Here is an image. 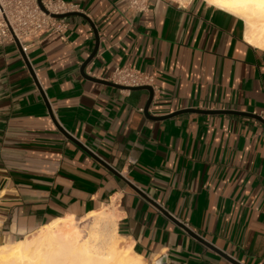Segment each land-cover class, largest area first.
Listing matches in <instances>:
<instances>
[{
	"label": "crops",
	"instance_id": "0c3cea01",
	"mask_svg": "<svg viewBox=\"0 0 264 264\" xmlns=\"http://www.w3.org/2000/svg\"><path fill=\"white\" fill-rule=\"evenodd\" d=\"M62 1L94 27L66 18L68 38L28 41L27 61L14 41L0 46V239L108 209L149 264H233L175 220L240 264H264V47L245 40V21L205 0L138 13L127 0ZM97 41L85 74L153 73L151 116L260 118L148 117L147 91L82 76Z\"/></svg>",
	"mask_w": 264,
	"mask_h": 264
},
{
	"label": "bare ground",
	"instance_id": "6f19581e",
	"mask_svg": "<svg viewBox=\"0 0 264 264\" xmlns=\"http://www.w3.org/2000/svg\"><path fill=\"white\" fill-rule=\"evenodd\" d=\"M205 1L242 18L246 24L245 40L264 47V3L260 0ZM85 217L91 226L83 237L79 225ZM125 243L126 239L118 232L115 214L102 209L87 213L84 219L57 218L37 232L0 243V264H147L132 245L124 246Z\"/></svg>",
	"mask_w": 264,
	"mask_h": 264
},
{
	"label": "built area",
	"instance_id": "2783aa9c",
	"mask_svg": "<svg viewBox=\"0 0 264 264\" xmlns=\"http://www.w3.org/2000/svg\"><path fill=\"white\" fill-rule=\"evenodd\" d=\"M151 0H127L128 9L138 13L145 11ZM41 9L38 0H0V46L16 37L24 52L26 43L40 35L56 34L61 39L68 38L66 18H54L51 14H65L78 11V5L62 0H42ZM108 81L124 87H156L153 73L142 72L134 68L116 67Z\"/></svg>",
	"mask_w": 264,
	"mask_h": 264
},
{
	"label": "water",
	"instance_id": "95a60500",
	"mask_svg": "<svg viewBox=\"0 0 264 264\" xmlns=\"http://www.w3.org/2000/svg\"><path fill=\"white\" fill-rule=\"evenodd\" d=\"M38 3L41 7L42 10L48 12L43 4H42V0H38ZM74 15H80L82 17H84L85 19H87L89 21V23H91V25L94 27V24L83 14V13H80V12H70V13H65V14H51L52 17L54 18H68L70 16H74ZM97 35V34H96ZM15 40V43L16 45L18 46V49L19 51L23 54L24 53V50H23V47L20 43V41L15 37L14 38ZM97 40H98V37H97ZM98 50V41H97V44H96V47H95V50L93 51L92 55L83 63L82 67H81V74L84 78L86 79H89L91 81H94V82H99V83H104L106 85H109V86H112V87H116L118 89H127V90H145L149 93V100L146 104V107L144 109V112L146 113V115L148 117H151L153 119H166V118H169V117H173V116H176L178 114H181V113H185V112H196V113H206V114H212V113H233V114H242V115H248V116H253L255 118H260L258 117V115H255V114H249V113H239V112H236V111H208V110H200V109H186V110H183V111H178V112H175V113H172L168 116H162V117H155V116H151L149 115V108L152 104V101H153V98H154V89L151 87V86H140V87H131V88H128V87H124V86H121V85H117V84H114L110 81H104V80H99V79H96V78H92V77H88L86 74H85V68L86 66L88 65V63L92 60V58L95 56L96 52ZM23 57L24 59L27 61V57H26V54L24 53L23 54ZM28 65V64H27ZM39 87V85H38ZM48 105V104H47ZM49 107V106H48ZM51 115V114H50ZM261 122L264 124V121L261 120ZM57 125V124H56ZM57 127L60 129V131L68 138L70 139L71 141H73L74 143H76V145H78L79 147H81L84 151H86L87 153H89L90 155H92L96 160H98L99 162H101L102 164H104L111 172H113L115 175H117L118 177H120L119 173L113 169L112 167H110L109 165H107L104 161L100 160L96 155H94V153H92L91 151H89L86 147H84V145H82L79 141H77L72 135H70L69 133H67L63 128L59 127L57 125ZM135 189V188H134ZM165 214L167 216H170L168 215L167 212H165ZM173 219V217H171ZM175 220V219H173ZM175 222H177L183 229H185V231H187L190 235H192L194 238H196L197 240H199L200 242H202L203 244H205L206 246H208L209 248L215 250L217 253H219L220 255H222L223 257H225L226 259H228L230 262H232L233 264H240L236 261H234L233 259H231L230 257H228L227 255L221 253L220 251H218L217 249H215L214 247H212V245H210L209 243H207L205 240H203L201 237H199L198 235H196V233L192 232L190 229H188L187 227H185L184 224L178 222L175 220Z\"/></svg>",
	"mask_w": 264,
	"mask_h": 264
},
{
	"label": "rangeland",
	"instance_id": "374dc122",
	"mask_svg": "<svg viewBox=\"0 0 264 264\" xmlns=\"http://www.w3.org/2000/svg\"><path fill=\"white\" fill-rule=\"evenodd\" d=\"M75 220H79V219H81V218H83L84 219V216H82V217H73ZM90 226H91V222H90V220L88 219V218H86L85 217V221L83 222V223H80V225H79V229L81 230V233L83 234V237H85L86 235H87V231L89 230V228H90ZM33 232H37V230L36 231H33ZM32 233V232H31ZM31 233H28V234H31ZM24 235L22 234V235H19V236H16V237H14V238H12L11 239V241H16V240H18V239H20V238H22ZM6 240H3V239H0V243H3V242H5ZM8 241V240H7ZM124 246H126L127 244L125 243V244H123ZM147 264H149V263H147Z\"/></svg>",
	"mask_w": 264,
	"mask_h": 264
},
{
	"label": "snow or ice",
	"instance_id": "6c2138e0",
	"mask_svg": "<svg viewBox=\"0 0 264 264\" xmlns=\"http://www.w3.org/2000/svg\"><path fill=\"white\" fill-rule=\"evenodd\" d=\"M237 2L244 3L247 2V0H237ZM261 3H264V0H260Z\"/></svg>",
	"mask_w": 264,
	"mask_h": 264
}]
</instances>
